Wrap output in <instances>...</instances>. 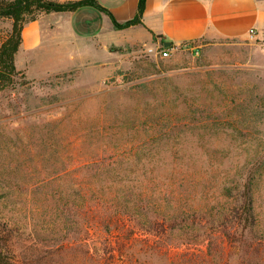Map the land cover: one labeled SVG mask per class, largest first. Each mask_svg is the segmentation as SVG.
<instances>
[{
	"label": "rangeland",
	"instance_id": "1",
	"mask_svg": "<svg viewBox=\"0 0 264 264\" xmlns=\"http://www.w3.org/2000/svg\"><path fill=\"white\" fill-rule=\"evenodd\" d=\"M11 28L12 19L0 16V45ZM162 49L106 48L99 38L54 45L29 62L32 69L68 65L75 51L80 59L41 78L17 69L0 90V220L13 229L18 264L23 254L43 252L55 264H73L74 221L88 219L98 201L85 194L96 170L104 171L97 186L108 205L114 200L118 215L129 218L137 203L143 219L223 201L222 180L252 155L264 156V47L251 41L234 52L179 50L166 58ZM255 206L264 219V169ZM132 225L144 241L147 226ZM94 239L100 245L108 235L97 229L88 244ZM175 243L180 262L205 250Z\"/></svg>",
	"mask_w": 264,
	"mask_h": 264
},
{
	"label": "trees",
	"instance_id": "2",
	"mask_svg": "<svg viewBox=\"0 0 264 264\" xmlns=\"http://www.w3.org/2000/svg\"><path fill=\"white\" fill-rule=\"evenodd\" d=\"M84 6L107 13L115 29H124L141 24L145 0H139L137 15L122 23L96 0H0V16L12 19L11 32L0 45V90L8 88L20 73L15 60L24 24L41 13L71 12ZM263 169L264 156L256 153L236 174L222 180L223 201L209 199L197 207L191 205L186 213L143 219L136 213L137 203L130 207L129 218L118 215L119 206L114 205V200L108 205L110 201L101 196V187L97 186L104 171L96 170L97 182L91 183L85 194H93L98 201L90 206L92 215L88 219L77 217L74 221L80 237L72 253L73 264H222L223 261L224 264H264V219L255 206V189ZM131 223L147 226L149 231L144 241L136 235V229H129ZM97 229L106 232L108 239L100 245H97L99 239H94L93 245L88 244ZM118 230L125 233L115 237L119 236ZM14 238L13 229L0 220V264H18ZM177 239L198 244L205 250L180 262V258H173L171 249V245L179 244L175 243ZM53 256L45 252L30 257L23 254V264H37L41 258L45 260L43 264H55Z\"/></svg>",
	"mask_w": 264,
	"mask_h": 264
},
{
	"label": "crops",
	"instance_id": "3",
	"mask_svg": "<svg viewBox=\"0 0 264 264\" xmlns=\"http://www.w3.org/2000/svg\"><path fill=\"white\" fill-rule=\"evenodd\" d=\"M96 1L119 23L133 19L138 12L139 0ZM251 29H256L257 43L264 47V0H145L141 24L124 29H115L107 13L84 6L71 12L41 13L26 22L15 63L29 78H41L53 71L72 68L80 57L75 51L65 59L68 65L44 63L38 71L31 68L30 61L43 59L54 45H93L97 38L106 48L162 46L171 50L170 55L185 50L194 57L201 54L209 57L212 51L234 52L251 42ZM55 55L57 59V52Z\"/></svg>",
	"mask_w": 264,
	"mask_h": 264
},
{
	"label": "built area",
	"instance_id": "4",
	"mask_svg": "<svg viewBox=\"0 0 264 264\" xmlns=\"http://www.w3.org/2000/svg\"><path fill=\"white\" fill-rule=\"evenodd\" d=\"M256 35H257V32H256V29H251L249 31V40L252 41V42H257V39H256ZM171 53V50L170 49H162L161 51V57L163 58H166L170 55Z\"/></svg>",
	"mask_w": 264,
	"mask_h": 264
},
{
	"label": "water",
	"instance_id": "5",
	"mask_svg": "<svg viewBox=\"0 0 264 264\" xmlns=\"http://www.w3.org/2000/svg\"><path fill=\"white\" fill-rule=\"evenodd\" d=\"M168 45H170V43H168Z\"/></svg>",
	"mask_w": 264,
	"mask_h": 264
}]
</instances>
